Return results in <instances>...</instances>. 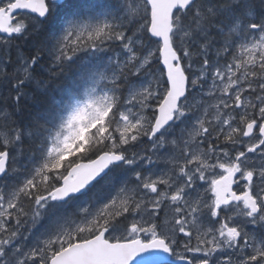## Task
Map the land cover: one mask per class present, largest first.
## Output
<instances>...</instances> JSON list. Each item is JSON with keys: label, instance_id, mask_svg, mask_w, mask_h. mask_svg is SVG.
<instances>
[{"label": "snow or ice", "instance_id": "6c2138e0", "mask_svg": "<svg viewBox=\"0 0 264 264\" xmlns=\"http://www.w3.org/2000/svg\"><path fill=\"white\" fill-rule=\"evenodd\" d=\"M0 264H264V0H0Z\"/></svg>", "mask_w": 264, "mask_h": 264}, {"label": "trees", "instance_id": "16d2710c", "mask_svg": "<svg viewBox=\"0 0 264 264\" xmlns=\"http://www.w3.org/2000/svg\"><path fill=\"white\" fill-rule=\"evenodd\" d=\"M71 69L72 70L66 69L65 76H62L59 79L53 81L52 86L49 89L48 98H51V97H56L57 99L61 98L62 90L71 86L69 81L72 79V77L77 71L75 66H73ZM44 102H47V100H45ZM27 110L28 109H26V111Z\"/></svg>", "mask_w": 264, "mask_h": 264}, {"label": "rangeland", "instance_id": "374dc122", "mask_svg": "<svg viewBox=\"0 0 264 264\" xmlns=\"http://www.w3.org/2000/svg\"><path fill=\"white\" fill-rule=\"evenodd\" d=\"M86 0H82V2H85ZM90 2H93L94 4H98V3H101L102 0H98L96 3L94 0H90ZM108 4H111V3H108ZM84 5V4H83ZM103 5H106L105 3Z\"/></svg>", "mask_w": 264, "mask_h": 264}, {"label": "flooded vegetation", "instance_id": "af4514ba", "mask_svg": "<svg viewBox=\"0 0 264 264\" xmlns=\"http://www.w3.org/2000/svg\"><path fill=\"white\" fill-rule=\"evenodd\" d=\"M73 1H75V0H68V3L71 4ZM23 14H24V13H23Z\"/></svg>", "mask_w": 264, "mask_h": 264}, {"label": "bare ground", "instance_id": "6f19581e", "mask_svg": "<svg viewBox=\"0 0 264 264\" xmlns=\"http://www.w3.org/2000/svg\"><path fill=\"white\" fill-rule=\"evenodd\" d=\"M72 70V69H71ZM66 80V79H65Z\"/></svg>", "mask_w": 264, "mask_h": 264}]
</instances>
